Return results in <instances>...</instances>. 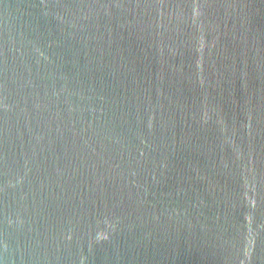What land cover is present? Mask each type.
<instances>
[{"label":"water","instance_id":"1","mask_svg":"<svg viewBox=\"0 0 264 264\" xmlns=\"http://www.w3.org/2000/svg\"><path fill=\"white\" fill-rule=\"evenodd\" d=\"M0 264H264V0H0Z\"/></svg>","mask_w":264,"mask_h":264}]
</instances>
